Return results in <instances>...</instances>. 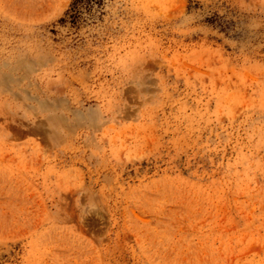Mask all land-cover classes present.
<instances>
[{"label": "rangeland", "instance_id": "374dc122", "mask_svg": "<svg viewBox=\"0 0 264 264\" xmlns=\"http://www.w3.org/2000/svg\"><path fill=\"white\" fill-rule=\"evenodd\" d=\"M72 1L0 0V264H264V0Z\"/></svg>", "mask_w": 264, "mask_h": 264}, {"label": "trees", "instance_id": "16d2710c", "mask_svg": "<svg viewBox=\"0 0 264 264\" xmlns=\"http://www.w3.org/2000/svg\"><path fill=\"white\" fill-rule=\"evenodd\" d=\"M103 3L104 0H73L68 11L71 22L77 23L84 12L91 13L95 8H101Z\"/></svg>", "mask_w": 264, "mask_h": 264}]
</instances>
